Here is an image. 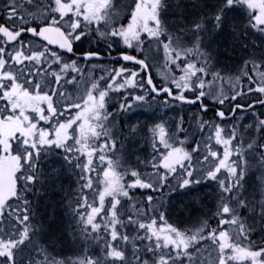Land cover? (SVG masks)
I'll list each match as a JSON object with an SVG mask.
<instances>
[{"label": "snow or ice", "instance_id": "snow-or-ice-1", "mask_svg": "<svg viewBox=\"0 0 264 264\" xmlns=\"http://www.w3.org/2000/svg\"><path fill=\"white\" fill-rule=\"evenodd\" d=\"M0 264H264V0H0Z\"/></svg>", "mask_w": 264, "mask_h": 264}]
</instances>
